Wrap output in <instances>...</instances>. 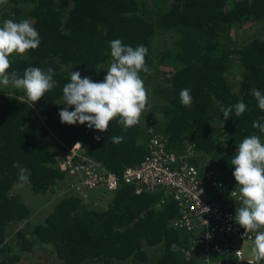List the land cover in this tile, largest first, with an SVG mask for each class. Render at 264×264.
Here are the masks:
<instances>
[{
	"label": "trees",
	"instance_id": "16d2710c",
	"mask_svg": "<svg viewBox=\"0 0 264 264\" xmlns=\"http://www.w3.org/2000/svg\"><path fill=\"white\" fill-rule=\"evenodd\" d=\"M7 19L30 20L40 38L36 49L9 57V74L51 68L56 87L33 105L23 90L0 85V264H22L41 249L56 264H201L190 235L172 225L177 202L162 189L121 183L87 197L66 189L57 160L79 142L80 152L120 175L157 135L168 151L235 188L236 146L251 135L264 143L253 127L264 123L253 95L254 89L264 94V0H7L0 26ZM241 28L249 33L236 39ZM115 39L148 49L151 71L139 73L148 93L140 122L124 131L117 118L105 132L62 124L70 73L102 82ZM184 88L192 96L187 107L180 102ZM240 101L246 111L224 120V109ZM115 136L122 142L113 143ZM15 162L27 169L28 187L19 186ZM50 197L44 216L34 220V201L44 198V205Z\"/></svg>",
	"mask_w": 264,
	"mask_h": 264
},
{
	"label": "clouds",
	"instance_id": "9594fccd",
	"mask_svg": "<svg viewBox=\"0 0 264 264\" xmlns=\"http://www.w3.org/2000/svg\"><path fill=\"white\" fill-rule=\"evenodd\" d=\"M6 3L7 0H0V5ZM39 44V33L28 19L20 22L7 19L0 26V85L23 90L33 105L56 87L54 72L51 68L44 71L39 67H28L23 76L18 77L15 71L8 72L11 66L9 57L13 54L23 55L28 50L36 49ZM110 49L113 62L102 82H94L88 76L81 78L79 71L70 73V82L63 87L64 107L59 111L62 124H86L89 129L105 132L110 122L117 118L124 131L140 122L148 93L139 73L151 71L145 62L148 49L142 45L135 48L124 45L120 39L112 40ZM190 91L184 88L179 94L181 104L186 107L192 103ZM253 95L258 107L264 110V94L254 89ZM71 106H74L73 111L68 110ZM246 108L243 101L229 106L223 111L224 120L229 119L233 110L237 117L241 116ZM260 119L264 120V117ZM253 127L264 133V123L254 121ZM95 139L99 141L100 137L96 136ZM122 140L123 137H112L113 143H121ZM236 147L231 159L234 166L232 175L237 182L231 195L239 201L234 220L246 230L245 233L255 232L251 252L259 262L264 260V231H259L264 228V143L259 136L251 135ZM13 167L19 169V186H23L29 178L27 169L21 167L19 162H15Z\"/></svg>",
	"mask_w": 264,
	"mask_h": 264
},
{
	"label": "built area",
	"instance_id": "2783aa9c",
	"mask_svg": "<svg viewBox=\"0 0 264 264\" xmlns=\"http://www.w3.org/2000/svg\"><path fill=\"white\" fill-rule=\"evenodd\" d=\"M76 143L57 160L67 190L83 194L111 192L121 183L162 189L177 202V217L172 225L190 235L189 246L198 248L201 264L256 263L252 253L245 255V246L253 245L255 232L245 233L234 220L239 204L231 195L235 188L227 186L212 169L200 172L185 162L184 156L168 151L163 139L155 135L149 139L144 157L117 175L80 152Z\"/></svg>",
	"mask_w": 264,
	"mask_h": 264
},
{
	"label": "rangeland",
	"instance_id": "374dc122",
	"mask_svg": "<svg viewBox=\"0 0 264 264\" xmlns=\"http://www.w3.org/2000/svg\"><path fill=\"white\" fill-rule=\"evenodd\" d=\"M247 30H248V28L235 29V38L236 39H241V37L247 36V33H249ZM229 79L232 81L233 80V76H230ZM25 185L28 187L27 183H25ZM24 190L26 192L28 191L25 186H24ZM85 195H87V194H85ZM103 196L106 199L103 197L102 201H97L98 207H103V205L105 203V200H108L107 199L108 198V194H105ZM87 197H88V195H87ZM26 198H28V195L26 196ZM36 198H38V197H34L33 199L36 201ZM43 199L44 198H41V200H39L37 202L34 201V203H35L34 207H36V210L34 212L33 217H34V220H36V221H39L44 216L48 206L50 205L51 197L46 200V203L44 205H42L43 203L40 204L43 201ZM99 199L100 198H97V200H99ZM47 204H48V206H46ZM246 246H249L251 249L253 247V245H251V244H248ZM249 252H250V255H251L252 252L251 251H249ZM51 257H52V255L50 254L49 250L41 249V250L35 251L31 255H27V256L22 257L21 258V262H22V264H56L55 261Z\"/></svg>",
	"mask_w": 264,
	"mask_h": 264
},
{
	"label": "crops",
	"instance_id": "0c3cea01",
	"mask_svg": "<svg viewBox=\"0 0 264 264\" xmlns=\"http://www.w3.org/2000/svg\"><path fill=\"white\" fill-rule=\"evenodd\" d=\"M250 250H251L250 247L245 246V255H246V256L250 255V252H249Z\"/></svg>",
	"mask_w": 264,
	"mask_h": 264
}]
</instances>
